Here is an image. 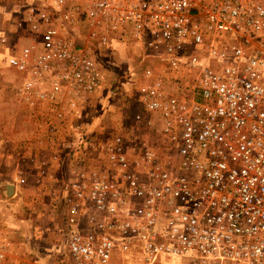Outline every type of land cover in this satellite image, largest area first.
Wrapping results in <instances>:
<instances>
[{"label":"built area","instance_id":"1","mask_svg":"<svg viewBox=\"0 0 264 264\" xmlns=\"http://www.w3.org/2000/svg\"><path fill=\"white\" fill-rule=\"evenodd\" d=\"M36 19L41 46L7 63L74 165L65 264H264V0H54ZM128 44L159 63L136 99L149 136L95 141L94 99L119 93L103 53Z\"/></svg>","mask_w":264,"mask_h":264},{"label":"rangeland","instance_id":"2","mask_svg":"<svg viewBox=\"0 0 264 264\" xmlns=\"http://www.w3.org/2000/svg\"><path fill=\"white\" fill-rule=\"evenodd\" d=\"M53 1L54 0H0L1 124L6 120L4 127H0L2 131L6 128L8 132L13 128L15 132L16 128L20 127L19 125L15 126V124L19 122L16 121L17 115L14 111L16 105L15 95L18 90L22 91L21 88L24 85L23 75L8 66L7 53L11 52V49H22L28 45L41 46V31L36 16L43 8L50 7ZM135 53L144 54V51L140 47L132 48L131 45L128 44V47L124 45L118 52L106 51L103 53L104 64L112 68V70L109 68L106 69L108 83L114 89L119 88V93L112 97L109 93H105L94 99L92 113L97 117L99 125H101V127L96 126V128H94V130L97 131L95 134V141L110 140L115 134L123 136L127 143L146 139L149 136V130L143 125L135 122L137 115L144 114L143 108L136 99L144 89V72L148 68L158 67L159 63L156 59H146L142 61ZM10 121L12 124H10ZM1 138L2 134L0 135V151L11 152L14 141L7 145L4 143L6 141H3ZM45 140L44 138L40 141ZM63 149L64 148H62V150ZM57 150L53 152L57 153ZM54 153L50 156L49 161H47L50 165L54 164L55 167L59 168L58 180L54 181L53 186H51V184L47 185L46 183H42L41 180L37 181V185L46 184V186L35 195L32 184L36 185V181L31 182L32 175L34 174L35 180H39L47 177V172L42 170L43 172L40 173L42 178L38 177L37 179V171L35 172L33 169V172H31L32 170L29 172L28 169L24 168L26 163H30L29 160H25L26 163L22 161V163L17 164V160L18 158L20 159L21 156H16L12 153L11 156L13 158L11 164L8 165L5 163L4 157L0 156V175L4 174L5 178L10 177L9 181H11L12 184H21V182L25 180L24 183L17 188L22 190V192L19 190L17 192L16 189L14 195L16 196V194H18L16 200L20 198L21 201L13 204L0 202V214L5 215L6 211H9L11 214L10 217L7 215L5 218H1L0 216V240L4 243V240L7 239L3 234L1 235L2 224H7L11 229L14 227L15 230H18L17 226L20 224V221L16 220V205L22 206V208L25 206L27 213H25V218H23L22 225L24 226L20 228V230H25V232H22L21 235L19 234L21 241L18 244L22 243L23 247H25L22 254L25 253L30 260L28 264H65V217L67 208L62 197L64 194L65 182L68 176L74 171V165L69 160L68 154L64 152L62 155L60 154L61 160L58 158V163L62 166L60 168L58 163L54 161V156L56 155ZM46 159H48V157ZM8 161H10V159ZM3 168H5V172H3ZM21 172L22 174H20ZM28 214H32V220H30L31 217H29ZM26 238L28 240H26ZM17 241L18 240L12 239L13 244L9 243L7 250L8 259L5 264L10 263L14 252L13 248L17 244ZM28 242L29 245L27 247L24 243ZM118 263L120 264V259ZM113 264H115V261Z\"/></svg>","mask_w":264,"mask_h":264},{"label":"crops","instance_id":"3","mask_svg":"<svg viewBox=\"0 0 264 264\" xmlns=\"http://www.w3.org/2000/svg\"><path fill=\"white\" fill-rule=\"evenodd\" d=\"M23 75V74H22ZM24 77V75H23ZM20 89V87H19ZM22 91H17L16 95H15V114L17 115L16 117V121L18 122V124L16 123V125H19L20 127L16 128V131L14 132L13 128L12 130L8 131L6 130V128L2 131L0 128V135L2 134V138L3 141H6L4 143H6L8 145V143L13 142V149H12V153L16 156H21V158L17 160V164L18 163H22V161H24L26 163L25 160H29L30 163H26V166L24 168L28 169V171L33 172V169L35 170V172L37 173V179L42 178L41 176V172L45 171L47 172V177H44L43 179H39V180H35L34 178V174L31 177V182H35L36 181V185H33V191H34V195L38 193V191L44 189V187L46 186V184H51V186H53L54 181L58 180V167H55V165H50L49 158L50 156L54 153L53 151L57 150V149H61L63 147H65L67 145V143L65 142L64 138H51V134L50 132L47 130V126L46 123L43 119V112L40 110V108L33 106L32 104H30L27 100H26V94L23 91V86H22ZM112 96H116V95H111ZM11 119H13L12 117H10ZM6 124V120H4V122L1 124V119H0V127H4V125ZM10 124H12V122L10 121ZM24 129V130H22ZM102 130V128H101ZM46 139L45 141H40L42 139ZM15 146V147H14ZM11 152H1L0 151V156L4 157L3 159H5V163H7L8 165L11 164V160H12V153ZM55 154V153H54ZM48 157V159H46ZM10 159V161H8ZM48 160V161H47ZM49 163V164H48ZM20 165V164H19ZM55 167V168H54ZM22 168V167H21ZM1 169V168H0ZM43 170V171H42ZM60 171V170H59ZM3 172H5V168H3ZM26 172V171H25ZM22 174V172L20 173ZM9 178H5V175L2 174L0 175V202L3 203H8V204H13L15 202H19L21 201V199H17L18 198V194L15 195L16 193V189L18 187H20V185H22L24 183V181L21 182V184H12L11 181H9ZM42 181V183H46V184H41V185H37V181ZM58 182V181H57ZM10 185H14L15 186V190L13 195L9 192V186ZM21 191L20 189H17V192ZM11 197V198H10ZM14 200V202H13ZM24 204V203H23ZM26 204V203H25ZM25 206H19L16 205V220L20 221L18 224V230H15V228L13 227V229H11L7 224L4 225L2 224L1 227V235L3 234V236H5L7 239V241L11 244H13L12 239L14 240H18L17 244L15 245V247L13 248L14 252L13 255L11 257L10 263L9 264H28V262H30V260L27 258L26 254L23 253L22 251L25 247H23V244H18L21 241V237L20 235L22 234V232H25V230H20V228H22V223H23V218H25ZM23 211V212H22ZM29 211V210H28ZM21 213V214H20ZM30 213V212H29ZM8 215V217H10V213L9 211L5 212V215L0 214L1 218H5ZM14 215V213H13ZM15 216V215H14ZM29 217H31L30 220H32V214H28ZM21 217V219H20ZM27 219V218H26ZM25 221V220H24ZM27 222V221H26ZM8 223V222H6ZM4 226V227H3ZM20 234V235H19ZM26 240H28L26 238ZM15 243V242H14ZM26 244V246L28 247L29 242L28 243H24ZM45 264V263H43Z\"/></svg>","mask_w":264,"mask_h":264},{"label":"water","instance_id":"4","mask_svg":"<svg viewBox=\"0 0 264 264\" xmlns=\"http://www.w3.org/2000/svg\"><path fill=\"white\" fill-rule=\"evenodd\" d=\"M8 189H9V192L11 194H13L14 193V190H15V186L14 185H10Z\"/></svg>","mask_w":264,"mask_h":264}]
</instances>
